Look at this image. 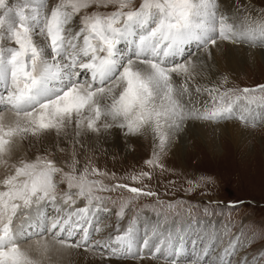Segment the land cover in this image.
Here are the masks:
<instances>
[{
    "label": "snow or ice",
    "instance_id": "snow-or-ice-1",
    "mask_svg": "<svg viewBox=\"0 0 264 264\" xmlns=\"http://www.w3.org/2000/svg\"><path fill=\"white\" fill-rule=\"evenodd\" d=\"M220 41L264 49V7L251 0H231L230 7L221 0L135 6L134 0H0V264H45L56 246L134 260L147 249L164 264H232L238 238L224 244L216 232H197L201 222L182 204L157 200V222L144 225L139 247V216L119 227L132 201L117 210L101 193H157L92 178L109 174L82 163L77 151L85 132L116 127L151 135L153 158L146 163L163 169L161 160L187 121L264 124V85L222 89L199 82ZM203 95L207 100L198 99ZM24 141L40 144L34 158L18 155ZM132 179L150 180L152 173ZM188 183L187 191L201 186ZM101 213H114L117 227L97 240Z\"/></svg>",
    "mask_w": 264,
    "mask_h": 264
},
{
    "label": "rangeland",
    "instance_id": "rangeland-1",
    "mask_svg": "<svg viewBox=\"0 0 264 264\" xmlns=\"http://www.w3.org/2000/svg\"><path fill=\"white\" fill-rule=\"evenodd\" d=\"M221 2L225 5V0H221ZM138 3L139 0H134V6ZM253 5L257 9L262 7L255 3ZM111 10V7L101 9V11ZM223 42L225 43V41ZM121 47L124 50V45ZM125 48L127 49V45ZM251 49L264 53V49L260 47H251ZM188 51L195 52L190 49ZM243 67L239 72H224L222 74H220L221 72L212 74L211 67V71L200 81L202 84L206 82V86L209 84L208 87L219 85L222 89L227 87L234 89L255 88L257 85H264L263 62L253 65L245 64ZM225 77H227V84H222ZM197 106L200 107L201 104L196 103ZM187 122L189 123L185 124L182 133L184 134L182 135L184 149L177 152V149L170 144L161 160L164 165L163 169L159 167L153 169L146 163L153 158L154 144L151 135L130 136L125 134V130L116 127L114 128L121 133L120 139L117 140L118 143L115 141L99 147H90L86 144L82 149L78 147L77 151L81 152L82 163L88 162L90 166H95L101 172L109 174L107 177L92 178L103 179L109 185L125 183L157 193V196H140L138 198L130 192H125V189L101 193V195L111 197V200L116 201L115 205L111 203V200L106 203L108 207L117 210L122 201H132L130 205L132 211L120 221L119 227L122 230L125 229L129 219L138 215V246L144 239V225H154L157 222V212H160L161 209L156 204L157 200H160L164 204H182L181 210L185 213L191 206L194 210L192 218L201 222L194 225L197 232L202 234L216 232L224 244L228 239L238 238L239 244L232 259L236 255H242L249 257L248 263L254 260V262L264 264V124L258 123L256 127H252L235 121L240 129L248 133H244V136H232V139L228 132L220 131L217 139L219 149L215 150L212 147L210 149L199 134L188 131L187 125L209 123L213 127H221L227 126L229 121L213 123L190 120ZM34 154H36L35 151L22 150V148L18 153L19 156L28 158H34ZM4 171L5 167L0 166V177L3 176ZM142 171L151 172L152 179L139 181L132 179ZM201 177L207 178V182L201 180ZM189 180H192L193 183L199 182L201 186L195 188L194 191H187L190 187ZM227 203H234V206L230 207ZM79 206L81 207L83 204H79ZM205 208L208 209L207 214L204 212ZM103 214L105 220L101 225L103 228L102 239L106 238L110 232H114L117 227V218L114 213ZM226 226L227 234L225 235ZM217 246L219 247V242ZM104 251L107 252V250ZM143 253L144 258L135 260L131 258L113 260L105 253L104 256L98 253L101 258L95 264H112L109 262L164 264L161 259L147 256L149 254L146 249ZM45 264H56V262L46 260Z\"/></svg>",
    "mask_w": 264,
    "mask_h": 264
},
{
    "label": "bare ground",
    "instance_id": "bare-ground-1",
    "mask_svg": "<svg viewBox=\"0 0 264 264\" xmlns=\"http://www.w3.org/2000/svg\"><path fill=\"white\" fill-rule=\"evenodd\" d=\"M251 3L252 4L253 3L258 4L262 7L264 6V0H251ZM224 6L230 7L231 6V0H225ZM190 50L196 51V47H192V48H190ZM213 51L215 53V60L209 61V63L212 65V71H211L212 74H214L216 72H219V73L221 72L220 74H222L224 72L225 73L239 72L241 69L244 68L243 66L245 64L253 65V64L258 63V62L264 63V53L263 52H257V51L255 52V50L252 51L251 47H249L247 45L232 44L230 42L225 41V43L224 42L220 43L219 49H213ZM199 82L202 84L201 81H199ZM203 84H204V86H206V82ZM198 99L201 101L207 100V96L203 95V96L199 97ZM199 105H200V103H199ZM12 119H13V117L10 114H8V113L5 114V122L6 123L10 122ZM228 121H229V124L227 126L223 125L221 127L220 126L213 127L209 123L202 124V125H191V124H189V125H187V129L190 132H193L195 134H199L204 139L203 141H205L207 143V146L210 149L212 147L213 149L218 150L219 145L217 143V139L219 137L220 131L221 132H228L229 136L231 138H232V136L238 137V135L244 136L245 135L244 133H248V132L244 131L243 129H240V126L237 123H235L236 120H228ZM186 123L188 124L189 122H186ZM183 128L175 134V136L171 142L172 147L177 149V152H178V150L182 151L184 149L183 148L184 137L182 136V135H184V134H182L184 132ZM120 135H121V133L118 130H116L115 128H111V129H107V130L102 129L99 132H85L83 134V137H82L83 145L88 144V146H90V147H99V146L105 145V144L108 145V143H112L115 141L117 142V140L120 139ZM45 146L50 147V145H45ZM20 148H22V150L26 149L27 151H31V152L35 151L37 153L38 150L40 149V144L36 143L34 148H30L28 146V142L24 141V142H21ZM77 206H79V204ZM104 217H105V215L103 213H101L98 217V221H99L100 226L103 224V222L105 220ZM120 229L122 230V228H120ZM101 233L102 232L94 233V238L96 237L97 240L102 239ZM98 236H99V238H97ZM139 247L142 248V242L139 245ZM101 251H103L107 257L112 258L113 260L118 259L114 256H110L103 249ZM143 252H144V249H143ZM147 253H148V250H147ZM49 255L51 257V260L56 262V264H95L99 260V258H101L100 256H98V253L86 252L83 249H80V250L60 249V250H58V246L54 247L52 249V251L49 253ZM248 258L245 256H242V255H238V256L236 255L232 259V264H243V261L247 260ZM105 261H106V259H105ZM109 263L125 264V263H121V262H117V263L109 262ZM129 264H141V263L140 262H134V263L131 262ZM247 264H259V263L254 262V260H251V261H249V263L247 262Z\"/></svg>",
    "mask_w": 264,
    "mask_h": 264
}]
</instances>
